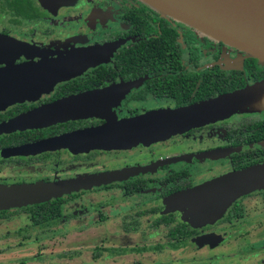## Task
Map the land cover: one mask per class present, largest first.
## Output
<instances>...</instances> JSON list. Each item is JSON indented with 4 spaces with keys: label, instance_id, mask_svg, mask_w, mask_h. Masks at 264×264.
Returning <instances> with one entry per match:
<instances>
[{
    "label": "flooded vegetation",
    "instance_id": "af4514ba",
    "mask_svg": "<svg viewBox=\"0 0 264 264\" xmlns=\"http://www.w3.org/2000/svg\"><path fill=\"white\" fill-rule=\"evenodd\" d=\"M0 36L30 50L12 59L15 66H62L0 107V185L113 175L0 211V222L26 216L4 240L60 241L70 232L83 239L93 230L109 246L93 249L92 264H264V183L238 197L225 184L264 165V63L141 0H0ZM254 85L262 107L123 148L90 137ZM83 97L82 112L40 118ZM51 257L69 264L77 255Z\"/></svg>",
    "mask_w": 264,
    "mask_h": 264
},
{
    "label": "water",
    "instance_id": "95a60500",
    "mask_svg": "<svg viewBox=\"0 0 264 264\" xmlns=\"http://www.w3.org/2000/svg\"><path fill=\"white\" fill-rule=\"evenodd\" d=\"M148 6L218 41L238 48L264 63V0H141ZM30 50L0 36V107L20 96L22 90L35 88L38 77L56 73L59 64L15 66L12 59ZM258 85L218 96L186 108L158 111L121 121L113 127L91 132V138L103 148H123L159 135L174 134L252 105L260 96ZM80 99H69L44 111L40 118L75 115L82 112ZM78 100L81 102L78 103ZM78 108V111L76 110ZM111 175L84 177L51 184L0 185V211L56 198L90 184L111 180ZM264 183V165L255 166L225 178L233 197L260 188ZM226 205L228 202L225 203ZM218 210V209H214ZM217 213V211H216ZM215 217V216H210Z\"/></svg>",
    "mask_w": 264,
    "mask_h": 264
},
{
    "label": "rangeland",
    "instance_id": "374dc122",
    "mask_svg": "<svg viewBox=\"0 0 264 264\" xmlns=\"http://www.w3.org/2000/svg\"><path fill=\"white\" fill-rule=\"evenodd\" d=\"M255 105L262 107V104L253 103L249 108H252ZM111 158L114 159L117 158V156L113 155ZM101 159L104 161V157ZM79 171L81 170L79 169ZM85 197L87 196L80 198V201H84ZM69 209H71V207H69ZM14 217L4 219L0 222V264H18L20 259L18 260L17 258L22 255L32 256L36 253V251L37 254L42 256V259L40 261L36 260L33 263L31 262V264H68L66 262L58 263L55 262V259H52L51 256H55L61 252L77 255V257L73 258L74 260L69 264H92L91 256L93 249L96 248L98 244H102L100 246L104 247L109 246V243H106L104 240L96 239L93 230H87L88 236L83 239L74 236L73 233L70 232L67 239L60 241H50L52 239H49V241H43L42 239H36L34 241L32 240L20 244L16 243L15 240H4L6 236H9L11 233L15 232V230L21 226L22 223L26 222V216L23 214H19ZM70 228H74V226H71ZM99 264L105 263L104 261H101ZM114 264H123V262L116 261Z\"/></svg>",
    "mask_w": 264,
    "mask_h": 264
},
{
    "label": "trees",
    "instance_id": "16d2710c",
    "mask_svg": "<svg viewBox=\"0 0 264 264\" xmlns=\"http://www.w3.org/2000/svg\"><path fill=\"white\" fill-rule=\"evenodd\" d=\"M34 217L36 218V216H34ZM35 218H34V219H35Z\"/></svg>",
    "mask_w": 264,
    "mask_h": 264
}]
</instances>
